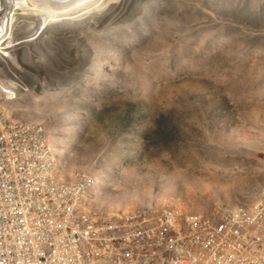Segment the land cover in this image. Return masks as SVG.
Wrapping results in <instances>:
<instances>
[{
	"label": "rangeland",
	"instance_id": "1",
	"mask_svg": "<svg viewBox=\"0 0 264 264\" xmlns=\"http://www.w3.org/2000/svg\"><path fill=\"white\" fill-rule=\"evenodd\" d=\"M212 1L96 0L92 15L88 0L16 72L29 91L12 113L43 123L58 174H95L106 211L171 207L182 224L264 189V0Z\"/></svg>",
	"mask_w": 264,
	"mask_h": 264
},
{
	"label": "built area",
	"instance_id": "2",
	"mask_svg": "<svg viewBox=\"0 0 264 264\" xmlns=\"http://www.w3.org/2000/svg\"><path fill=\"white\" fill-rule=\"evenodd\" d=\"M2 67L0 264H264V189L253 206H220L182 224L171 207L106 211L95 174H58L43 123L12 113L29 90L9 84L20 79Z\"/></svg>",
	"mask_w": 264,
	"mask_h": 264
},
{
	"label": "bare ground",
	"instance_id": "3",
	"mask_svg": "<svg viewBox=\"0 0 264 264\" xmlns=\"http://www.w3.org/2000/svg\"><path fill=\"white\" fill-rule=\"evenodd\" d=\"M64 1L65 0H50V1L49 0H0V64L2 66H4L7 70H10L11 72H13L14 75L16 74L17 71L23 70L22 65H24V64H25V66H27L28 64H31L33 62V65L35 66V63H36L34 61L35 53H33L34 50H32V46H33L34 42H36L42 34H46L45 32L48 31V28L45 26V24H48V23H54L55 24V23L62 21L60 19H62L61 17H63L67 11H69V12H67V13H70L69 15H73V13L71 11H74L80 7L85 6L88 2V0H69L68 2H64ZM93 1H94L93 2V4H94L93 9L94 10L91 11L92 15L96 14V13H94V12H96L95 11L96 5L99 4V3L96 4V0H93ZM210 1H212V0H210ZM214 1L218 5L219 1H216V0H214ZM220 5H221V3H220ZM222 7H223V5H222ZM226 8L228 10L232 9L231 5H229V4L226 5ZM145 13H146V11H145ZM147 13H149V12H147ZM149 14H151V12ZM24 15L34 17L35 19H37V21L40 22V24H36V25L31 24V25L27 26V22L25 20H23L26 17ZM22 16H24V17H22ZM87 16H85V17H87ZM153 16H155V15L153 14ZM149 18H152V17L149 16ZM139 19H138V21H139ZM64 20H66V21L69 20V17L66 18V16H65V18H63V21ZM143 21H144V19H143ZM80 23L81 22L78 23V26L80 25ZM135 23H134V25H135ZM18 26L21 27V30H23V31L26 30L24 35L17 33L16 28ZM55 27H56V25H55ZM75 28H76V25H74V26L67 25L64 28V30H68L66 32H73L74 33V32H76ZM131 29H133V28L131 27ZM4 31H5V33H4ZM110 31L111 30H109V32ZM107 33H108V31H107ZM137 33H138V31H137ZM141 33H145V32H141ZM146 33H147V31H146ZM16 34L22 35V36L19 37ZM15 51H25L26 52V59L18 57L17 58L18 61L15 62L14 61V54H13V53H15ZM35 59H39L40 62L43 61L42 57H39V58L35 57ZM4 61L7 64H4L3 63ZM5 68H3V69L5 70V72H7V70ZM17 76H16V78H17ZM19 79H22V78L19 77ZM12 81L16 82L15 80H12ZM8 83H10V81ZM15 86H18V87L21 86V87L25 88L24 85L18 84V83H16Z\"/></svg>",
	"mask_w": 264,
	"mask_h": 264
},
{
	"label": "trees",
	"instance_id": "4",
	"mask_svg": "<svg viewBox=\"0 0 264 264\" xmlns=\"http://www.w3.org/2000/svg\"><path fill=\"white\" fill-rule=\"evenodd\" d=\"M226 4L232 5V4H233V3H232V0L226 2ZM231 7H232V6H231ZM256 8H257V6L254 5V9H256ZM229 10H230V9H229Z\"/></svg>",
	"mask_w": 264,
	"mask_h": 264
}]
</instances>
